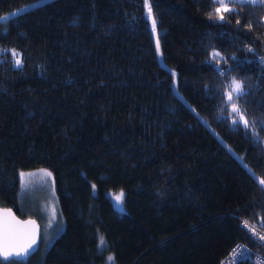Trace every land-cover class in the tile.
<instances>
[{
    "label": "trees",
    "instance_id": "trees-1",
    "mask_svg": "<svg viewBox=\"0 0 264 264\" xmlns=\"http://www.w3.org/2000/svg\"><path fill=\"white\" fill-rule=\"evenodd\" d=\"M223 3L49 0L1 21L0 207L21 216L20 172L47 168L66 221L24 264H220L237 244L238 264L264 258V143L226 103L234 78L264 139V0Z\"/></svg>",
    "mask_w": 264,
    "mask_h": 264
},
{
    "label": "snow or ice",
    "instance_id": "snow-or-ice-1",
    "mask_svg": "<svg viewBox=\"0 0 264 264\" xmlns=\"http://www.w3.org/2000/svg\"><path fill=\"white\" fill-rule=\"evenodd\" d=\"M212 3H219L220 7L216 8V12L220 13L231 12L233 9L229 8L223 3V0H210ZM231 2H239L242 6L249 5L254 6L257 0H231ZM42 6V0H37V4L29 5L27 8L21 11L27 12L29 10H35L37 7ZM152 9L151 5H148V15L151 16ZM9 16L14 15V13H9ZM7 19V17H0V20ZM220 20H224L223 15H219ZM152 30L156 29V20L152 19ZM156 47L159 50V38L156 39ZM15 55V53H13ZM163 54L161 53V56ZM220 54L213 53V59H216ZM20 60H16L17 66L20 64ZM174 74V73H173ZM231 90L226 93L227 101L231 105V113L235 114L232 119V126L234 130H243L246 136L254 137V142L264 143V139L260 138L258 134L254 131L249 130V122L245 118L244 113L241 111L240 107L237 106L236 100H239L243 95H245L243 85L236 81L234 78L228 86ZM235 97V99H234ZM198 115V114H197ZM221 116H223V107L221 108ZM235 117H238L235 118ZM220 117H218L219 119ZM241 159L242 162V158ZM246 167V165H244ZM249 172L251 170L249 169ZM51 175V173H46ZM255 175L254 173L252 174ZM259 183L264 185V180H260ZM124 193L121 192L115 197L117 202H122ZM32 221L22 222L11 217V213H4L0 216V264H24L25 259L34 251V245L36 243L34 234L28 229V225L33 224ZM260 240H264V236L259 237ZM106 246L105 239L101 236L98 238V250H103ZM246 251V250H245ZM243 255V253H242ZM107 264H114V258L108 257ZM259 264H264V261H260Z\"/></svg>",
    "mask_w": 264,
    "mask_h": 264
},
{
    "label": "rangeland",
    "instance_id": "rangeland-1",
    "mask_svg": "<svg viewBox=\"0 0 264 264\" xmlns=\"http://www.w3.org/2000/svg\"><path fill=\"white\" fill-rule=\"evenodd\" d=\"M47 1L49 0H42V4ZM35 4H37V0L29 2L17 9H13L0 17H7V19H2L6 23L9 18L19 13H23L24 11H21L22 9ZM9 13H14V15L9 16ZM149 17L151 19V16ZM2 20H0V23H2ZM13 53H15L13 58L16 64V60H20V56L16 52H12V54ZM46 173H51V175H47ZM19 178V207L22 212L20 217H32L38 221L41 228V245L39 251L37 252V257L38 259L41 258L40 260H43L56 238L65 230L66 227L65 217L61 211L55 189L53 173L47 168H36L20 172ZM121 192L123 191H109L107 195L116 208L123 211L124 196L122 202H117L115 200V197Z\"/></svg>",
    "mask_w": 264,
    "mask_h": 264
},
{
    "label": "water",
    "instance_id": "water-1",
    "mask_svg": "<svg viewBox=\"0 0 264 264\" xmlns=\"http://www.w3.org/2000/svg\"><path fill=\"white\" fill-rule=\"evenodd\" d=\"M6 212L11 213V217H14L18 221H22V222L32 221V222H34L33 224L28 225V229L34 234L36 243L33 246L34 251H32L31 254L25 259V261H26L39 251V248L41 245V228H40V225L35 218H32V217L21 218L13 208L0 207V216H2V214L6 213Z\"/></svg>",
    "mask_w": 264,
    "mask_h": 264
},
{
    "label": "built area",
    "instance_id": "built-area-1",
    "mask_svg": "<svg viewBox=\"0 0 264 264\" xmlns=\"http://www.w3.org/2000/svg\"><path fill=\"white\" fill-rule=\"evenodd\" d=\"M217 70H218V73H219V74L222 73V71L220 70L219 67H217ZM261 236H263V235H261ZM261 236H258V239H259V237H261ZM259 241H260L261 243L264 244V240H260V239H259ZM263 246H264V245H263ZM245 250H246V251H245ZM242 253H243V255H242ZM248 255H249V252L247 251V249L244 248L242 245L237 244V245L235 246L233 252L230 253V254L228 255V257H226L225 259H223V260L220 262V264H238V263L242 262V260H243V261L246 260V259L248 260V258H249ZM256 260H257V261H256V264H259L260 261H264V258H263L262 256H259V257L256 258Z\"/></svg>",
    "mask_w": 264,
    "mask_h": 264
}]
</instances>
